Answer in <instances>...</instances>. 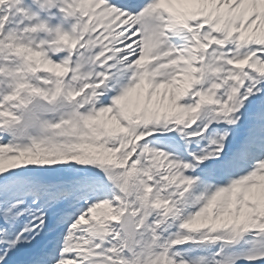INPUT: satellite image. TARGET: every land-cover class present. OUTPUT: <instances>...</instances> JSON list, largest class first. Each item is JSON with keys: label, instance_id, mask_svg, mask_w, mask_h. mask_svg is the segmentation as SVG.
Here are the masks:
<instances>
[{"label": "snow or ice", "instance_id": "snow-or-ice-1", "mask_svg": "<svg viewBox=\"0 0 264 264\" xmlns=\"http://www.w3.org/2000/svg\"><path fill=\"white\" fill-rule=\"evenodd\" d=\"M0 264H264V0H0Z\"/></svg>", "mask_w": 264, "mask_h": 264}]
</instances>
